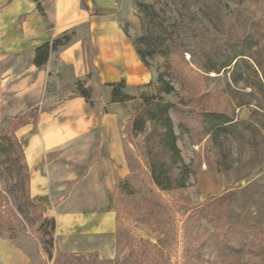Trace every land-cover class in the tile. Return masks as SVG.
Wrapping results in <instances>:
<instances>
[{"label": "rangeland", "instance_id": "rangeland-1", "mask_svg": "<svg viewBox=\"0 0 264 264\" xmlns=\"http://www.w3.org/2000/svg\"><path fill=\"white\" fill-rule=\"evenodd\" d=\"M134 1L115 0L113 5L121 26H126L132 37L141 32ZM224 2L228 6V18L232 20L227 23L228 30L236 27L233 19L240 13L238 16L244 21L240 24L247 26L246 29L238 26L255 34L260 41L250 54L264 60V0ZM160 6L156 5L157 8ZM149 62L152 75L149 86L126 85L124 91L133 99L112 105L105 101L99 114V122L104 123L99 134V163L79 171L69 186L55 192L52 182L41 197L33 198L25 156L23 162L28 177L23 189L15 188V181L6 173L0 175L1 237L15 242L39 264H54L53 258L47 259L42 244L45 237L39 230L40 220L52 217L55 221L52 246L55 256L58 252L82 255L95 252L99 260L106 256L98 246H92L90 242L83 248L78 245V238L86 228L78 225L64 230L58 217L94 216L98 221L107 216L112 239L109 256L116 259L117 264H123L131 253L130 264H264V255H242L223 249L216 240L208 238L212 233L210 226L203 218L197 220L194 214L212 197L251 182L264 185V132L249 133L239 124L248 119L259 128L264 126V96L249 84L256 78L249 76L245 66H241V77L235 83L230 75L233 63L229 69H221L218 73L207 71L188 53L180 51L156 53ZM158 76L175 89L162 97L172 102L182 100L185 114L189 112L187 116L172 113V118L176 126L181 120L185 122L184 129L176 128L178 146L184 162L190 165L194 174L185 188L171 192L160 191L151 181L144 154L139 148L142 136L131 139L129 133H125L127 119L141 105L140 95L156 92ZM106 88L109 87L105 84L99 85V98L103 97ZM1 100L0 95V129L7 128L12 120L24 124L32 120L28 114L6 116L2 112ZM202 112L226 113L238 123L236 129L210 136L198 121V113ZM114 140L119 145L120 158L109 148ZM221 160L229 166L227 171H224ZM42 163L40 168L44 160ZM124 182L131 189V195L121 187ZM24 191L36 208H28L26 217L21 219L16 214L13 198Z\"/></svg>", "mask_w": 264, "mask_h": 264}, {"label": "crops", "instance_id": "crops-1", "mask_svg": "<svg viewBox=\"0 0 264 264\" xmlns=\"http://www.w3.org/2000/svg\"><path fill=\"white\" fill-rule=\"evenodd\" d=\"M114 4L115 0H0L2 112L9 117L36 113L35 119L16 131L30 169L33 198L41 197L52 182L55 192L65 189L79 171L99 163V134L104 125L99 114L105 101L116 104L109 101L110 88L99 98V85L124 79L126 85L139 86L152 79L125 34ZM71 31L75 39L50 52L44 65L33 62L38 46ZM78 81L91 90L92 106L78 93ZM118 146L114 140L109 148L120 158ZM93 217L58 219L64 230L84 226L79 247L90 242L110 258V220ZM0 264L39 263L0 236Z\"/></svg>", "mask_w": 264, "mask_h": 264}, {"label": "trees", "instance_id": "trees-1", "mask_svg": "<svg viewBox=\"0 0 264 264\" xmlns=\"http://www.w3.org/2000/svg\"><path fill=\"white\" fill-rule=\"evenodd\" d=\"M38 1V0H35ZM225 0H135V12L140 21L141 32L134 37L130 36L126 26L125 34L131 39L135 51L141 62L150 67L149 59L156 53L167 54L169 51L186 52L190 58L197 60L199 65L207 70L220 72L221 69H231V78L237 82L241 77L240 67L245 66L248 75L256 80L248 82L264 96V60L250 54L253 47L260 41L255 38L247 24L241 25L238 13L233 19L235 28L228 30L227 4ZM239 1V0H237ZM161 4L159 8L156 5ZM38 7L40 5L38 3ZM236 10L235 12H238ZM230 21V22H229ZM244 27L242 30L240 26ZM217 38H216V35ZM215 35V36H214ZM76 37L74 31L63 33L51 41H47L35 49L33 62L41 67L48 59L49 53L56 51L73 41ZM242 62L240 64L239 62ZM159 86L155 93L140 95L141 105L136 112L127 119L125 133L133 137L142 136L139 147L144 154L145 166L153 184L163 192L177 191L185 188L194 174L189 164L184 162L178 146L179 136L176 128L184 129L185 122L179 121L176 126L172 113L183 115L184 104L182 100L172 102L162 97V94H171L174 87L162 76L157 78ZM149 83L143 86H149ZM110 88L109 101L120 103L134 97L126 93L124 79L107 82ZM78 93L92 106L91 90L85 88L80 81L77 82ZM188 113L185 115L187 116ZM32 119L36 113H28ZM189 117V116H188ZM198 121L203 129L216 136L219 133H231L236 129L237 122L226 113L202 112L198 113ZM23 123L12 120L7 128L0 129V175L6 173L9 179L15 181V188L23 189L28 174L24 160L23 146L15 136V131ZM242 129L249 133L264 132V126L259 128L250 120L239 122ZM252 135V134H251ZM264 142V139H263ZM137 146V145H136ZM224 171L229 166L225 160ZM126 193L132 191L127 183L121 185ZM16 214L25 218L28 208H36L27 193L14 195ZM197 220L203 218L212 229L209 239H214L225 250L237 252L242 255H264V185L248 183L245 186L231 190L220 196L212 197L208 203L194 211ZM39 230L44 234L43 248L47 259L54 260V264H117L116 259L97 258L95 252L82 255L76 252H58L53 254V235L55 221L52 217H43L39 222ZM1 236V234H0ZM92 258V259H90ZM62 263H59V261ZM132 253L123 264H130Z\"/></svg>", "mask_w": 264, "mask_h": 264}]
</instances>
